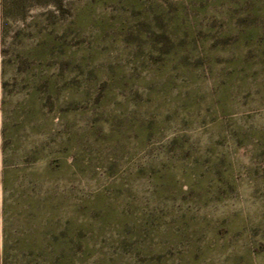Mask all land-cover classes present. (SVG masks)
<instances>
[{"label":"rangeland","instance_id":"rangeland-1","mask_svg":"<svg viewBox=\"0 0 264 264\" xmlns=\"http://www.w3.org/2000/svg\"><path fill=\"white\" fill-rule=\"evenodd\" d=\"M0 264H264V0L0 12Z\"/></svg>","mask_w":264,"mask_h":264},{"label":"trees","instance_id":"trees-1","mask_svg":"<svg viewBox=\"0 0 264 264\" xmlns=\"http://www.w3.org/2000/svg\"><path fill=\"white\" fill-rule=\"evenodd\" d=\"M29 2L59 4V0H0L1 16L21 17V13Z\"/></svg>","mask_w":264,"mask_h":264}]
</instances>
